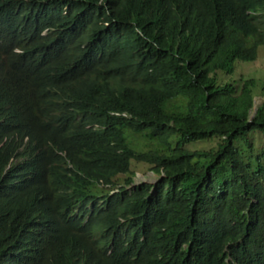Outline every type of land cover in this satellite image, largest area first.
Segmentation results:
<instances>
[{"label":"trees","instance_id":"trees-1","mask_svg":"<svg viewBox=\"0 0 264 264\" xmlns=\"http://www.w3.org/2000/svg\"><path fill=\"white\" fill-rule=\"evenodd\" d=\"M261 45L264 0H0V264H264V80L216 77Z\"/></svg>","mask_w":264,"mask_h":264},{"label":"rangeland","instance_id":"rangeland-1","mask_svg":"<svg viewBox=\"0 0 264 264\" xmlns=\"http://www.w3.org/2000/svg\"><path fill=\"white\" fill-rule=\"evenodd\" d=\"M216 77L220 83L230 82L239 79L240 77L256 78L257 80H264V45L259 46L258 58L256 61L254 62L238 61L235 66L234 74L227 75L223 72H217ZM263 100L264 98H260V97L256 98V101L258 102ZM256 142L259 145L262 144L263 143L262 137L257 136ZM210 145H212V143L196 142V143H192L191 145H188L187 148L190 150H199V149H206ZM138 150H144V148H138ZM131 168L132 171L136 173V176L133 179L135 184H139L141 182H149V181L153 182L159 179L158 175L154 174V172L151 171V166L148 164L138 163L133 161Z\"/></svg>","mask_w":264,"mask_h":264},{"label":"water","instance_id":"water-1","mask_svg":"<svg viewBox=\"0 0 264 264\" xmlns=\"http://www.w3.org/2000/svg\"><path fill=\"white\" fill-rule=\"evenodd\" d=\"M157 181H158V180H157ZM157 181H153V182L149 181L148 183H151V184H156V183H157Z\"/></svg>","mask_w":264,"mask_h":264},{"label":"clouds","instance_id":"clouds-1","mask_svg":"<svg viewBox=\"0 0 264 264\" xmlns=\"http://www.w3.org/2000/svg\"><path fill=\"white\" fill-rule=\"evenodd\" d=\"M237 62H238V61H237ZM237 62H236V63H237ZM242 62H243V61H242ZM235 66H236V64H235ZM234 71H235V70H234ZM233 74H234V72H233ZM231 75H232V74H231ZM158 180H159V179H158ZM141 183H142V182H141ZM146 183H148V182H146ZM139 184H140V183H139ZM134 185H137V184L134 183Z\"/></svg>","mask_w":264,"mask_h":264}]
</instances>
